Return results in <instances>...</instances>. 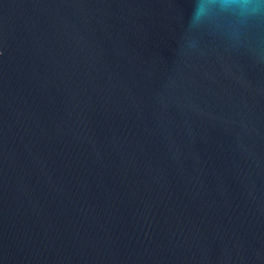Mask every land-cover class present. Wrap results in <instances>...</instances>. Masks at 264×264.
Instances as JSON below:
<instances>
[{"label":"water","instance_id":"obj_1","mask_svg":"<svg viewBox=\"0 0 264 264\" xmlns=\"http://www.w3.org/2000/svg\"><path fill=\"white\" fill-rule=\"evenodd\" d=\"M0 264H264V0H0Z\"/></svg>","mask_w":264,"mask_h":264}]
</instances>
